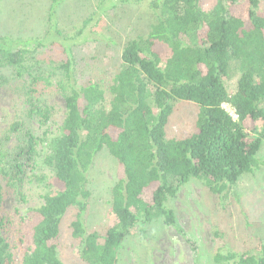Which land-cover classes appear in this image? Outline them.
Returning <instances> with one entry per match:
<instances>
[{"label":"trees","instance_id":"16d2710c","mask_svg":"<svg viewBox=\"0 0 264 264\" xmlns=\"http://www.w3.org/2000/svg\"><path fill=\"white\" fill-rule=\"evenodd\" d=\"M262 1L218 0L207 10L202 0H152L150 31L123 47L120 69L109 87V103L99 83H74L71 63H59L56 69L62 78L56 77V88L63 93L65 114L57 130L46 131L41 139L30 134L28 144L10 159L11 154L0 147V177L9 183L22 179L23 158L30 159L42 139L47 149L44 162L53 172L42 203L21 217L27 230L18 237L24 248L18 263L2 233L6 223L1 213L4 186L0 184V264H63L59 256L61 225L73 206L81 209L71 223L80 259L85 264H119L124 242L140 223L162 218L169 226L178 224L168 202L184 184L199 180L210 192L224 195L241 177L261 167ZM59 2H52L51 30L56 26L53 20ZM243 4L247 6L246 18L237 13ZM159 42L171 51L165 60L156 49ZM43 45L44 39L23 40L0 34V83L9 79L2 70L12 77L28 72L30 115L47 124L54 113L43 105L37 84H53L54 73L32 72L26 64L32 49ZM231 76H237L233 92L225 82V77ZM181 102L199 106L196 129L187 136L169 138L166 128ZM224 104H229L237 118ZM248 120L260 121L262 130L250 131ZM19 128L20 123H14L13 129ZM104 148L120 164L111 190L113 222L104 232L89 231L82 217L91 195L88 172ZM214 260L264 264V243L253 252L217 253ZM196 261L198 264V257Z\"/></svg>","mask_w":264,"mask_h":264},{"label":"rangeland","instance_id":"374dc122","mask_svg":"<svg viewBox=\"0 0 264 264\" xmlns=\"http://www.w3.org/2000/svg\"><path fill=\"white\" fill-rule=\"evenodd\" d=\"M55 29L50 28L49 15L53 0H0V34L23 40L44 39V45L33 48L27 65L32 72L54 73L53 84H37L43 105L53 109L54 116L47 124L37 115H30L27 91L29 73L0 83V147L10 158L28 144L29 135L41 139L44 133L55 132L65 114L63 93L56 88V68L62 61L71 63L73 82L99 83L109 103V87L114 84L122 63L121 53L133 38L146 35L154 18L152 0H59ZM218 0H202L204 9H212ZM264 10V0L260 4ZM247 17V6L237 10ZM84 25V21L89 20ZM84 25V26H83ZM163 60L171 53L169 47L157 43ZM46 70L48 74L46 73ZM68 84L67 79L64 77ZM237 76L225 77L230 92ZM68 88V87H66ZM224 106L237 118L229 104ZM199 106L178 103L166 133L169 138H180L195 131ZM20 123L18 131L14 123ZM250 131L262 130L260 121L246 122ZM30 159L23 158V177L7 181L4 186L1 213L6 226L3 235L9 240L16 263L23 258L24 248L18 237L27 228L21 221L31 207L42 203V195L49 189L53 172L44 159L47 149L44 140L36 144ZM261 167L245 174L224 195L209 191L202 181L184 184L177 196L168 202L176 215L177 225L169 226L162 218L152 223H140L127 237L120 253L119 264H228L217 263L220 252L243 253L254 251L264 243V141L258 153ZM119 162L104 148L99 152L88 172L87 186L91 191L82 217L89 231H102L113 222L111 190L119 175ZM81 209L73 206L65 214L61 225L59 256L63 264H85L78 253V241L72 234L71 223ZM232 264V263H229Z\"/></svg>","mask_w":264,"mask_h":264}]
</instances>
